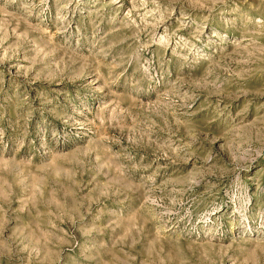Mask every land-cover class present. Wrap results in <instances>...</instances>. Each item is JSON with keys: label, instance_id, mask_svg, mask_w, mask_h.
<instances>
[{"label": "rangeland", "instance_id": "374dc122", "mask_svg": "<svg viewBox=\"0 0 264 264\" xmlns=\"http://www.w3.org/2000/svg\"><path fill=\"white\" fill-rule=\"evenodd\" d=\"M0 264H264V0H0Z\"/></svg>", "mask_w": 264, "mask_h": 264}]
</instances>
